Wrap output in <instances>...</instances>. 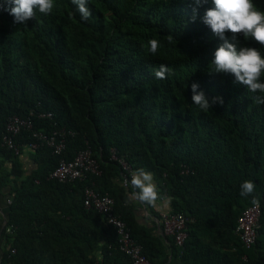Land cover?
Returning <instances> with one entry per match:
<instances>
[{"label":"trees","instance_id":"16d2710c","mask_svg":"<svg viewBox=\"0 0 264 264\" xmlns=\"http://www.w3.org/2000/svg\"><path fill=\"white\" fill-rule=\"evenodd\" d=\"M254 3L264 10V0ZM55 4L27 25L0 8V190L11 188L0 264H132L117 229L85 206L86 187L114 199L115 214L150 264H264V104L255 102L259 93L212 70L223 43L202 22L212 0L198 8L193 0H88L87 21L72 0ZM225 35L264 55L254 40ZM153 38L160 43L154 55ZM161 65L169 69L165 79L155 77ZM192 84L210 103H223L202 110L192 101ZM14 116L33 123L14 137L18 154L3 143ZM61 129L70 134L58 155L41 135ZM86 149L99 175L51 177ZM113 150L133 172L153 175L170 213L189 218L182 247L157 233L154 206L131 198L136 190L124 187L127 172ZM25 152L32 171L24 167ZM245 180L255 184L261 211L250 247L236 232L253 206L252 197L240 195ZM143 207L149 215L140 217Z\"/></svg>","mask_w":264,"mask_h":264},{"label":"clouds","instance_id":"9594fccd","mask_svg":"<svg viewBox=\"0 0 264 264\" xmlns=\"http://www.w3.org/2000/svg\"><path fill=\"white\" fill-rule=\"evenodd\" d=\"M4 2L8 7L3 8V5H0V8L13 16L14 23L19 25H27L37 11L47 15L56 7L55 0H4ZM193 2L198 8L207 3V0H193ZM87 3L88 0H72L82 21H87L91 16ZM212 3L214 7L206 9L202 22L223 42L214 52L210 64L212 70L217 74L230 75L234 77L235 83L253 93H259L255 97V102L264 104V79H262L264 55L259 49L229 42L225 35L226 33H232L233 37L243 35L245 40L251 39L264 46V10L257 8L254 0H212ZM197 8L193 9V22ZM168 40L171 42L173 37L169 36ZM148 45L153 55L160 47L159 41L155 38L149 40ZM167 74L169 69L165 65H161L159 70L155 71V77L158 79H165ZM198 87L197 84L191 86L192 101L202 110L211 109L217 102L223 103L219 97L214 98L210 103L203 92H197ZM130 183L136 190L131 194L132 199L151 206H156L157 201L163 199L154 183L153 175L143 168L131 173ZM255 187L251 180L243 181L240 185V195L245 198L252 197L251 203L258 207L260 201L254 195Z\"/></svg>","mask_w":264,"mask_h":264},{"label":"built area","instance_id":"2783aa9c","mask_svg":"<svg viewBox=\"0 0 264 264\" xmlns=\"http://www.w3.org/2000/svg\"><path fill=\"white\" fill-rule=\"evenodd\" d=\"M44 117L52 118V114L44 115ZM32 119H22L18 116L11 117L6 126V133L3 137V143L9 149H13L19 153V149L15 146L14 137L20 134L23 130H28L33 127ZM68 133L65 129L56 130L49 135H41L42 140L52 149L55 154H62L66 148V137ZM40 134H35L39 136ZM36 148V146H34ZM113 159L118 160L124 171V187L130 185L131 167L121 159H118L113 150ZM99 164L94 159L92 151L86 149L77 154L74 160H63L51 177L60 182H74L76 180H86L89 175H99ZM85 206L94 209L101 214H104L108 222L113 225L119 234V242L121 251L127 255L132 264H150L148 259L142 253V246L132 237L126 223L115 214V201L109 195H101L92 187H86L84 191ZM166 198V197H163ZM261 216L260 205L250 206L243 211L239 220L236 232L241 236L244 243L250 247L255 243L259 220ZM159 228L165 236L173 237L177 246L182 247L188 238V221L189 218L184 214H172L170 212L160 213V218L155 219Z\"/></svg>","mask_w":264,"mask_h":264},{"label":"crops","instance_id":"0c3cea01","mask_svg":"<svg viewBox=\"0 0 264 264\" xmlns=\"http://www.w3.org/2000/svg\"><path fill=\"white\" fill-rule=\"evenodd\" d=\"M1 161V159H0ZM22 161L24 162V167L27 171H32V160L30 158V152H25V154L22 157ZM8 166H10V162L7 163ZM156 184V182L154 181ZM11 188L5 187L0 190V254L2 250V245L5 242V233L7 228V216H8V209L11 203L10 195ZM163 198V197H162ZM156 210H158L160 213L162 212H170L171 211V203L170 200L167 198H163L161 200H158L156 203V206H154ZM148 212L146 211V208L143 207V209H140L139 216H148ZM155 220V219H154Z\"/></svg>","mask_w":264,"mask_h":264},{"label":"water","instance_id":"95a60500","mask_svg":"<svg viewBox=\"0 0 264 264\" xmlns=\"http://www.w3.org/2000/svg\"><path fill=\"white\" fill-rule=\"evenodd\" d=\"M157 233H158L159 235L165 236L159 227H158V229H157Z\"/></svg>","mask_w":264,"mask_h":264}]
</instances>
